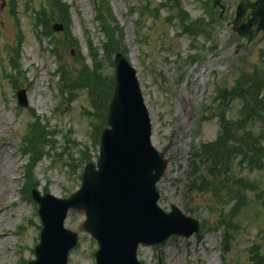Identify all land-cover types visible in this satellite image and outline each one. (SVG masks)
I'll list each match as a JSON object with an SVG mask.
<instances>
[{
  "label": "rangeland",
  "instance_id": "374dc122",
  "mask_svg": "<svg viewBox=\"0 0 264 264\" xmlns=\"http://www.w3.org/2000/svg\"><path fill=\"white\" fill-rule=\"evenodd\" d=\"M202 1L207 0H180L188 15L204 19L203 33L189 35L181 31L170 0H99L104 22L118 32L116 39L96 23L92 0H63L69 19L66 24L62 21V31L52 29L58 20L40 25L33 18L34 8L46 0H0V155L5 154L0 165L9 162L10 171V176L0 173V184L10 177L14 185L7 202H2L0 191V215L9 217L0 221V264H25L34 258L41 223L29 190L67 197L79 188L85 163L96 161L99 147L94 137L102 123L96 120L98 87L93 83L102 79L101 88L111 93L114 66L110 61L113 52L108 49L118 45L116 50L122 51L137 71L152 125V143L167 160L165 174L157 184L158 203L166 211L171 204L192 208L190 214L201 225L206 223L190 236L175 235L159 245H139L141 264H251L249 247L259 243V249L264 250L263 232L258 234L264 226V208L250 187L255 181L264 185V138H259L264 130L260 121L245 122L240 107L242 87L236 95L228 94L224 106L227 134L220 153L240 151L234 159L229 156L231 169L217 178L208 168L211 156H204L200 149L201 143L211 142L219 131L218 102L212 101L217 87L233 86L238 73L259 64L264 37L258 33L246 48L236 51V44L244 39L224 29L227 19L234 16V0L223 1L230 10L222 19L216 8L215 16H209ZM59 64L60 73L70 81H77L82 70L91 72L81 82L92 86L91 93L83 87L63 99L55 73ZM6 75L17 77L19 88L26 89L27 107L18 106L15 93L19 88H14ZM88 93L94 99H89ZM247 99L252 105L257 102L256 96ZM30 108L34 110V132L23 144ZM249 135L255 147L252 151L246 143L244 151L241 142ZM28 149L34 154L33 162L24 153ZM13 163L17 167L11 169ZM198 176L207 186L203 190L190 182ZM228 177L232 189L244 199L232 213L233 201L223 189L228 200L218 207L228 214L221 225L217 223L218 211H211L210 205L216 202L208 187ZM84 219V213L75 210L65 219V227L79 235L67 264H95L97 243L82 230ZM225 229L230 239L224 249Z\"/></svg>",
  "mask_w": 264,
  "mask_h": 264
},
{
  "label": "water",
  "instance_id": "95a60500",
  "mask_svg": "<svg viewBox=\"0 0 264 264\" xmlns=\"http://www.w3.org/2000/svg\"><path fill=\"white\" fill-rule=\"evenodd\" d=\"M263 13L264 4L254 14ZM239 17V15H238ZM264 19V16H263ZM54 29H61L55 24ZM114 89L107 123L100 136L98 169L88 162L80 188L67 198L33 190L42 221L36 259L28 264H66L68 251L78 240L63 225L68 209L83 210L84 230L97 240V264H139V243L155 244L171 234L190 235L199 222L172 205L166 213L158 205L155 184L164 175L167 160L150 143V123L136 80V70L117 52ZM25 105L24 90L18 92Z\"/></svg>",
  "mask_w": 264,
  "mask_h": 264
},
{
  "label": "trees",
  "instance_id": "16d2710c",
  "mask_svg": "<svg viewBox=\"0 0 264 264\" xmlns=\"http://www.w3.org/2000/svg\"><path fill=\"white\" fill-rule=\"evenodd\" d=\"M94 4H95V9L97 12V18L102 22V27L105 28V30L107 31V33H109L111 35V38L114 36L117 39L118 36V32L116 31H111V28H109L107 26V23L104 22L105 18L103 17V15L100 13V4H99V0H93ZM68 6L62 1V0H46V2H44V4L41 5V7L39 9L35 10V18L37 19V22L43 25H47L49 24L51 21L53 20H59V21H64L65 24L66 22L68 23ZM110 13L107 14V18L111 17ZM196 25H194L195 27ZM199 26V24H197V27ZM118 43V41H117ZM120 45H118L117 47H109V51L110 52H115L116 49H118ZM91 55L94 57V55L91 53ZM97 70H95L94 72H96ZM93 72V73H94ZM91 72H85L84 70H82L80 72V75L78 77L77 81H70L68 80L66 77H64L63 74L59 75V85L61 88V95L63 96L64 99H66V97H69L74 90L76 89H82L83 87L88 88L89 92L91 93V89L92 86H90L88 83H82V81H84V79H86L88 77V75ZM100 77V75H99ZM103 83L102 79L100 81H97L96 83H93V86H97V94L95 93V99L99 105V111L102 112V114H100V117H102L101 115H105V107H106V103L109 100L110 94H108V90L105 89V91H107V93H105L104 88H101L100 84ZM111 83H112V78H111ZM106 88V85H104ZM253 89V88H251ZM66 95V97H65ZM97 96V97H96ZM255 109H261L264 112V105L262 104V102L257 101V103L255 104V106L253 107V110H248L247 112V116L245 117V122H250L253 121L255 119H252L250 116H252V114L254 113ZM249 116V117H248ZM257 119V118H256ZM244 122V121H243ZM233 126L236 125V123H232ZM226 122L224 117L222 116V131L221 133L217 136L216 140L209 142V143H202L201 144V152L204 156H211L208 162V168H211L212 173H214V175H216L217 178H219L220 174L222 172H228L231 169V162L232 159L229 158V156L232 157L233 155V159L235 156L240 154V151L235 149L232 150L231 152H229L228 150H226V152H221V146L223 145L225 139H226V134H227V129H226ZM262 128L264 130V120H263V125ZM229 134H234L233 131L229 130L228 131ZM259 138H264V132H262V135H260ZM253 137H251V135H249L244 142L242 143V150H246V143H247V147L250 148L252 151L254 150L255 144L252 142ZM258 143V141L256 142V144ZM264 150V149H263ZM263 151H260V153H262ZM237 154V155H236ZM248 158V156H247ZM34 159V156H33ZM208 161V160H207ZM195 168V167H194ZM200 176H198L197 179L195 180H190V182L192 183V185L198 189H205L207 186H204V179H199ZM230 180L231 178H227V180H218L217 184H214L213 187H208L210 189V193L212 194V196L215 197V202L220 203H226V201L228 200L227 196H225L224 194H222L223 189H226L227 193L226 195H230L231 196V200L234 201V204L231 206V210L232 213H236L238 210V207L240 205V201L242 199H244V197L240 198V196L237 194V191L232 189L231 184H230ZM198 181V182H197ZM196 185V186H195ZM251 187V191L254 192V198L261 203V205L264 207V185L261 186V184L257 181H255L252 185H250ZM208 189V190H209ZM242 192H244V188L241 190ZM227 213H223L221 215V222L224 223L227 219ZM261 231L263 232V238H264V227L261 229ZM250 258L252 261V264H264V252H262L261 250H259L258 247H256L255 245L252 246V248H250Z\"/></svg>",
  "mask_w": 264,
  "mask_h": 264
},
{
  "label": "bare ground",
  "instance_id": "6f19581e",
  "mask_svg": "<svg viewBox=\"0 0 264 264\" xmlns=\"http://www.w3.org/2000/svg\"><path fill=\"white\" fill-rule=\"evenodd\" d=\"M5 156V154H2L0 155V158L3 159ZM9 164V162H7V165ZM7 165H0V173H6L8 176H10V171L8 172V169H7ZM17 167V163H13V165L11 166V169H14ZM14 188V185H13V182H12V179L9 177V180L7 182H1L0 184V191L1 193H3V198H2V202H7L9 201L8 198L11 199V191L13 190ZM6 190V192H5ZM5 192V193H4ZM3 220H9V217L7 214L3 213L0 215V221H3Z\"/></svg>",
  "mask_w": 264,
  "mask_h": 264
},
{
  "label": "flooded vegetation",
  "instance_id": "af4514ba",
  "mask_svg": "<svg viewBox=\"0 0 264 264\" xmlns=\"http://www.w3.org/2000/svg\"><path fill=\"white\" fill-rule=\"evenodd\" d=\"M225 1H227V0H225ZM237 2L239 1V0H236ZM247 1V3L248 4H251V3H254L256 0H246ZM263 2H264V0H263ZM263 2L261 3V2H258L256 5H254L253 7H250V6H248L247 8H246V10H245V12H244V15L242 16V19H241V22H245L251 15H252V12H253V10L254 9H256V7H258V6H260L261 4H263ZM224 5V4H223ZM225 6V5H224ZM230 7L228 6V9H229ZM227 9V8H226ZM240 22V23H241ZM258 23H259V20L255 23V25L254 26H252V31H254L255 32V34L256 33H259L258 31H261L262 32V34H263V36H264V33H263V30L262 29H264V24H263V26H262V29H260V30H256L257 29V27H258ZM261 65H262V69H263V71H261L260 72V77L256 80V83H258V82H261V84L262 85H264V55H263V57H262V60H261Z\"/></svg>",
  "mask_w": 264,
  "mask_h": 264
}]
</instances>
